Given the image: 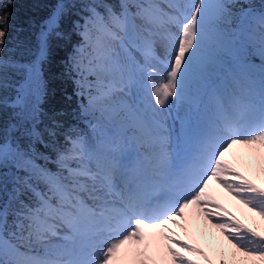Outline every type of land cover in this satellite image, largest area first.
Instances as JSON below:
<instances>
[{"label":"snow or ice","instance_id":"1","mask_svg":"<svg viewBox=\"0 0 264 264\" xmlns=\"http://www.w3.org/2000/svg\"><path fill=\"white\" fill-rule=\"evenodd\" d=\"M13 2L0 0V53L10 51ZM236 7V0H120L119 11L84 5L89 15L75 23L81 43L68 71L78 77L77 94L87 93L90 133L65 129L62 113L37 127L47 115L42 63L49 37L62 35L67 5L41 28L32 64L0 55V89L11 87L9 68L27 72L15 99L0 95V111L19 109L0 137V169H17L11 191L0 179V264H264V66L259 81L231 71L232 88L214 79L229 60L245 66L249 46L264 60V11L242 10L255 26L234 30ZM133 91V103L118 99ZM184 102L204 103L192 150L170 148L153 115ZM228 203L243 206L251 222ZM209 225L221 238L209 240L211 254L189 231L208 236Z\"/></svg>","mask_w":264,"mask_h":264},{"label":"trees","instance_id":"2","mask_svg":"<svg viewBox=\"0 0 264 264\" xmlns=\"http://www.w3.org/2000/svg\"><path fill=\"white\" fill-rule=\"evenodd\" d=\"M120 0H14L10 7L11 21L8 35L5 38L6 48L10 51L0 53V55L10 58L14 63L20 65H30L36 60L40 49V32L45 22L51 17L60 3L67 5L65 14L59 21L61 36L52 35L48 40L47 59L42 63L43 79L47 86V95L41 108L46 116H42V123L37 127L43 131L45 125L50 124L48 119L54 113H62L57 118L64 124V128L76 127L84 133H90L89 121L94 122L92 116L83 111L82 105L87 106L88 96L77 94V85L74 82L78 77L76 74L69 73L70 58L74 55L75 48L81 43V37L75 30V23H84V17L89 15L84 5L91 3L110 4L116 6L115 10L119 11L118 5ZM239 7L233 8L237 15L233 17L231 28L236 29L241 22L240 12L243 10H252L254 12L264 11V0H236ZM97 11L103 13L104 8H98ZM238 25V26H237ZM26 69L9 68L7 72L8 83L11 85L7 90L0 89V95L7 96L9 100L15 99L16 88L23 83L26 78ZM94 80V76L88 78ZM19 109L7 108L0 111V137L3 136V129L9 124L16 123L17 118L13 115ZM16 135H19L17 133ZM45 134V140L48 141ZM59 142L64 143L63 136H60ZM26 144V140L21 141ZM38 153L55 159V152L51 148H46L43 144L35 145ZM36 163L46 166L52 171H56L54 163H47L43 159H36ZM17 169L9 165L7 168L0 169L3 177L6 179L8 190L11 191L12 175ZM25 173L20 172L19 175ZM24 251V249H21Z\"/></svg>","mask_w":264,"mask_h":264},{"label":"rangeland","instance_id":"3","mask_svg":"<svg viewBox=\"0 0 264 264\" xmlns=\"http://www.w3.org/2000/svg\"><path fill=\"white\" fill-rule=\"evenodd\" d=\"M245 11H252V10H245ZM254 12V11H253ZM53 15V14H52ZM51 15V17H52ZM241 18V22L239 24V29L243 28L246 31H250L252 27L255 26V21L251 18ZM49 20V19H48ZM47 20V21H48ZM238 26V25H237ZM234 29V27L232 28ZM234 30H238L237 28ZM158 53H162L163 49L158 48ZM248 56L244 62V64L248 65L249 70L254 74V77L247 75L244 71V66H238L235 62L228 61L226 66L219 70V73L214 79L218 84L225 85L228 88H232L233 85L231 84V76L229 72L232 73H244L248 76L249 79L254 80L256 78L259 80L261 75V67L264 66V60L256 53V49L252 46L248 48ZM253 59V60H252ZM95 80V77H94ZM255 81V80H254ZM198 86L193 83L189 88V96L197 97ZM118 99L126 100L129 103H133L136 100V93L133 91L132 95L130 96H120ZM206 99V97L204 98ZM156 121H158L161 125V131L164 135H167L169 138V145L170 148H179L181 150H192L195 148V141L197 137V133L199 128L202 126L203 123V115H204V103H190L184 102L179 104H173L170 109L167 111H162L159 114H153ZM254 179H257L255 175H253ZM259 182L264 185V178H259ZM227 203V201H225ZM228 206L231 208L232 211L236 213V215L244 219L246 222H251L246 215V212L242 209H237V206L231 203H228ZM258 220V218H257ZM201 229L204 228V221H200ZM175 227V226H173ZM176 233L179 235L180 239H186L190 242L192 241V236L186 235L184 231L180 228H175ZM189 231L193 233L196 237V242L199 243L201 247H204L205 251H208L210 254L212 250L209 248V240H215L217 243L221 239L219 237V233L212 229L209 225L207 227V232L209 233L208 236H203L200 233L195 232L194 229L190 227ZM25 250V249H24ZM159 264H163V262H159Z\"/></svg>","mask_w":264,"mask_h":264},{"label":"bare ground","instance_id":"4","mask_svg":"<svg viewBox=\"0 0 264 264\" xmlns=\"http://www.w3.org/2000/svg\"><path fill=\"white\" fill-rule=\"evenodd\" d=\"M244 69L246 70L245 73H246L247 75H250V74H248V73L250 72L249 69H248V68H245V66H244ZM254 80H255V81H259V80H257L256 78H254ZM191 97H192V96H191ZM193 98H194V97H193ZM233 206H234V205H233ZM238 208H239V209H241V208L243 209V206H237V209H238ZM242 209H241V210H242ZM232 210H233V209H232ZM243 210H244L245 212H247L246 209H243Z\"/></svg>","mask_w":264,"mask_h":264}]
</instances>
